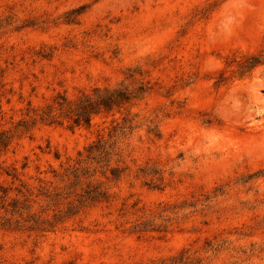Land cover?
I'll return each mask as SVG.
<instances>
[{
  "label": "rangeland",
  "instance_id": "obj_1",
  "mask_svg": "<svg viewBox=\"0 0 264 264\" xmlns=\"http://www.w3.org/2000/svg\"><path fill=\"white\" fill-rule=\"evenodd\" d=\"M2 138L0 264H264V0H0Z\"/></svg>",
  "mask_w": 264,
  "mask_h": 264
},
{
  "label": "trees",
  "instance_id": "obj_2",
  "mask_svg": "<svg viewBox=\"0 0 264 264\" xmlns=\"http://www.w3.org/2000/svg\"><path fill=\"white\" fill-rule=\"evenodd\" d=\"M93 91L94 97L84 94L73 106L68 105L64 97H60L61 102L57 101L58 109H64L66 115H71L75 124L80 122L89 124L92 114L99 112L101 109L110 110L113 106H120L128 102L132 96L129 91L120 88H104L103 90L95 88ZM40 116L42 119L52 118V107H47V110L41 113ZM5 140V138H2L0 142L4 143ZM102 147L103 144L100 143L95 148L98 150Z\"/></svg>",
  "mask_w": 264,
  "mask_h": 264
}]
</instances>
